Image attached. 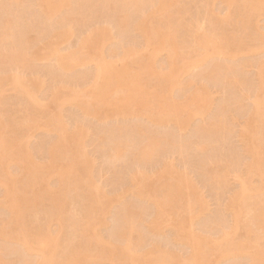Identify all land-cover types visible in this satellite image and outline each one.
Listing matches in <instances>:
<instances>
[{
    "label": "bare ground",
    "instance_id": "1",
    "mask_svg": "<svg viewBox=\"0 0 264 264\" xmlns=\"http://www.w3.org/2000/svg\"><path fill=\"white\" fill-rule=\"evenodd\" d=\"M213 1L0 0V94L5 86H13L28 112L17 119L0 120V184L3 186L0 210L5 214L0 218V249L31 254L29 259L22 256L21 264H88L89 257L97 260L114 257L121 264H177L171 262L172 258L177 259L174 254L145 247V235L154 232L168 209L173 216L180 212L186 215L172 229L174 241L187 239L190 246L193 244L194 253L181 258L183 264H211L212 255L225 259L236 250L246 253L250 264H264V243H261L264 241V96H261L264 75L258 73L255 81L242 78L244 63L233 62L241 52H256L260 44L264 46V33L254 23V18L264 13V0H241L236 5L234 1L224 0L229 6L228 13L218 14L209 21L210 29L201 32L199 22L207 20ZM98 21L105 23L102 29L93 27ZM109 26L117 28L118 37L110 39ZM73 28L84 30L83 35L75 50L63 56L54 48L51 38L66 37ZM112 42L126 58L122 65L113 60L112 48L109 59L104 56L105 47L112 46ZM40 45L48 50L45 57L55 58L56 62L54 67L44 70L58 83L50 89L51 96L65 102L67 98L60 94L61 88L71 80H89L84 90L91 93L96 104L80 103L78 95L72 97L76 102L72 101L83 118L96 121L97 125L92 127L95 133L103 134L97 153L112 173L110 183L114 190L105 197L101 213L95 204L100 194L89 177L90 160L79 154L87 124L78 120L71 128L61 125L57 116L48 115L38 105L29 88L40 83L30 60ZM160 52H166L167 60L157 68L155 62ZM192 55L196 56L194 65L200 70L211 60L208 67L198 70L196 77L210 80L221 91L226 88L233 91L230 99L218 104L214 115L207 110L205 86L193 78L180 79ZM217 56L228 60L218 63L213 60ZM13 62L23 69L22 76L10 67ZM89 63H93L90 70L74 73L78 66L86 67ZM175 77L181 82L178 88ZM239 86L246 93L237 95ZM176 91L181 95H174ZM245 98L250 100L245 113L247 121L236 136L243 143V154H247L248 161L242 164L245 172L238 188L217 209L216 216L203 222L201 218L206 217L201 213L203 205L196 184L188 178L185 169L177 170L166 162L164 154L177 153L184 164L189 162V155L195 154L198 165L194 163V169L197 166L195 170L203 178L201 183L211 188L216 198L226 186V165L235 168L239 177L237 171L242 159L232 149L226 152L224 142L232 134L231 110L239 107L240 110ZM203 109L208 123L196 126L192 138L179 140L171 131L152 130L171 123L179 131L187 125L183 118L185 111L197 116ZM112 115L120 116L121 122L109 123ZM58 125L61 132L53 139L43 140L36 148L37 153H44L46 161L36 163L32 150L21 148V139L38 130L50 132ZM62 156L69 160L68 170L59 163ZM12 162L17 169L14 174L9 172ZM122 163L126 167L138 163L143 169L129 168L124 178L120 168L117 169ZM253 175L262 176L255 186L249 182ZM53 177L54 183L48 184ZM17 183L26 184L27 189L17 188ZM27 191L31 198L26 197ZM186 195L194 200L193 205H184ZM47 198L52 199L48 207L43 204ZM147 208L153 211L149 219H146ZM111 212L115 226L112 225L114 230L109 236L116 240L111 243V253H107L106 240L96 228L109 227L106 218ZM193 218L204 223L201 235H192L189 223ZM45 220L58 223V233L45 227ZM218 226L221 227L217 232L219 238L211 240L208 234ZM34 230L32 243L39 250L37 256L31 253L28 241ZM132 242L136 243L133 251ZM1 263L6 264L0 257Z\"/></svg>",
    "mask_w": 264,
    "mask_h": 264
},
{
    "label": "rangeland",
    "instance_id": "2",
    "mask_svg": "<svg viewBox=\"0 0 264 264\" xmlns=\"http://www.w3.org/2000/svg\"><path fill=\"white\" fill-rule=\"evenodd\" d=\"M228 1H234V3H235L234 5H236V3L241 2V0H228ZM65 11L66 10H63V12H65ZM228 11H229L228 3H225L224 0H214L212 3H210L207 20L201 19L199 22L200 31L204 32V31L209 30L210 24L212 23L209 21L214 20L218 14H220V15L227 14ZM254 23L258 27V29L264 33V13L257 15L254 18ZM104 26H105V23H103L102 21H98L97 23H95L93 25V27H96L97 29H102ZM107 31L110 34L109 35L110 39L118 37L117 28H115L113 26H109ZM83 32H84V30H82V29L73 28L71 33L68 36H66V37L65 36H57V37L51 38V42L53 43V46L58 51V53L65 56L69 52L75 50V48L79 42L80 35H83ZM31 36H34V35H31ZM136 38H138V37H136ZM110 45H112V46H108V44H107V46L105 47V52H104L105 58L109 59L108 53L110 52V48H112V51L114 50V53L112 56L113 60L116 61L119 65L124 64L126 61V58L123 57L121 49L117 48L118 46L115 45L114 42H112ZM47 51L48 50L44 46L40 45L37 47L35 52L31 55L30 60L33 62L34 66H35V70H36L34 75L40 79V83L36 84L35 86H29V88L31 89V93H32L35 101H37L38 105H40L42 108H44L48 115L57 116V119L59 118L61 125L68 127V128H71L74 125V123L78 120H84V122L87 124V129H86L87 131L85 132V134L81 138L82 145L80 147L79 154L80 155H86L90 160L89 177H90L91 184H92L93 188L96 189L98 191V193L100 194V198L97 200V202H95V204L101 213L103 210V207L105 205L104 204L105 203V197L112 195L113 190H114L113 185L110 183V181L112 179V173H111V171H109L105 168L103 160L100 158V156L97 153V148H98L99 144L101 143L103 134H96L95 133V131L92 129V127L97 125L96 121L90 117L83 118L82 112L80 111V109L78 107L75 106V104H73V101H75V100L72 99V97L74 95H78L79 97H78L77 101H79L80 103L96 104V101L93 99L91 93L85 92V90H84V88L86 87L85 85L89 83V80L88 79L71 80L66 87L61 88L60 94L63 97L67 98V101H65V102L57 100L56 98L51 96L49 93L50 89L52 87H56V85L58 83H56L44 71L45 69H47L49 67H54L55 63H56L55 58H46L45 57V54L47 53ZM166 58H167L166 52H164V53L160 52L158 55V58L156 59V62H155L156 67L158 68L160 66V64L164 63L167 60ZM195 60H196L195 55L189 56L188 60L186 61L185 72H184V74H181L182 75L181 77H183V78H180V79L183 80L186 78H188V79L193 78L200 86H202V85L205 86V89H206L207 95H208V102H209V104L207 106V110L210 109L211 114H213L217 110L216 107L218 106V104L220 102H223L224 100L226 101V100L230 99V96L233 94V91L226 88L227 90L223 89V91L226 90L225 92H223V91H221L222 88L215 86L212 82H210V80H205V79H202L200 77H196V73H198V70H200V69L197 67V65L196 66L194 65ZM213 60H215L218 63L224 64L227 62L228 59L224 58L223 56H219V57L217 56ZM210 61L211 60L206 61V63L203 65L204 67H202V68H205V66L208 67ZM233 62L235 64L244 63V67H242V74H243L242 78L255 81L256 80L255 78H256V76H258V73H261L264 75V70H261V68H263V67H260V64L264 63V46H263V44H260L258 46V50H256V52H252V53L251 52L249 53V51L247 53L241 52V54L238 55L237 58ZM17 65H18V63L13 62L12 64H10V67L13 70H15V72L18 73L20 76H22L24 74L23 69L21 67H18ZM92 67H93V63H89L86 67L78 66L74 73L86 72V71L90 70ZM202 68H201V70H202ZM185 73H188V75H185ZM174 80H177L176 81L177 82L176 83L177 88L180 87L179 83L181 84V82H179V78L175 77ZM236 90L238 93H236V92H234V93H236L237 95H239V92H245L246 93V90H244L243 86H239ZM178 92H179V90H178ZM178 92L176 91L174 93V95L178 94V96H179L180 93H178ZM261 96H264V92L261 94ZM2 104H4V105H2ZM241 104L242 105H241L240 110H239L240 107L238 109L236 108L237 110H234V111H232L233 109L231 110L232 120H231L230 128H231L232 134H231V136L229 135L224 142L227 144V145L225 144L226 146L224 145L225 150H227L226 152H228V151L232 152V150H233L234 154L238 158H240V160L242 159V161H240L241 166L239 165L240 168L237 171L239 174V177H236L237 175H235V172H236L235 168L230 167L229 165H226L224 167V174H225L224 175V181L226 183V186L224 187L223 190H219V194H218V196H216V198H215V195L213 194V192L211 193V190H210L211 188L209 189V187L207 185L205 186L204 183L203 184L201 183V180L203 178L200 177L201 175H198L199 173H197V172L199 170H195L197 168V166L194 169V163H195V165L198 163V162L196 163V161H195V159H196L195 154H194V157H192L191 155H189V157L187 156L188 157L187 160L189 162L188 163L186 162L185 164L183 162L184 159L182 161V159L180 158V156L177 153L166 152L164 154V159L166 160V162L172 164L174 166V168L177 170L182 169V171H183L185 169L184 171L188 172L187 173L188 178L191 179L196 184L197 189L199 190L198 193L200 196V203H201V205H203V209H202L201 213H202V216L206 217L204 219H202L203 218L202 217L201 218L202 221L203 220L205 221V219L210 220L216 216L215 214H216L217 209L220 207L221 204H223V202L226 201L227 197L230 196L229 193H231L232 190L234 192L235 189L238 188V185L241 181L239 179L243 176V174L245 172V166L242 164H245L246 160L248 161L247 154H243V152H244L243 148H242L243 143L236 136H237V132L240 130L241 126L247 121L245 113L248 112V106L250 105V100L245 98L242 100ZM6 110H7V113H5ZM205 112H206L205 109H203L202 113L200 112L201 114L195 116V115H192L189 111H185L183 114V118H184V121L187 125L184 128H182L181 130L179 129V131L171 123L167 124V126H162V128L152 127V130H160V131H162V133H164V132L167 133V132L171 131L175 134L176 138H178L179 140H186L188 138H192V135H194L193 133H195V130H193V129L196 128V126L202 127L203 125H206L208 123V117H207V114L205 115ZM27 114H28V112L26 111V108L19 101V98L17 96V90H15V88L13 86H5L4 90L0 94V120L2 121L6 118L7 119H17L20 117H24ZM41 117L42 116H40V118ZM142 121L145 123L147 121V119L144 118ZM116 122H118V123L121 122V117L112 115L109 123L116 124ZM60 132H61V130H60L59 125L57 126L56 129H51L50 132H44L42 130H38L30 136L23 137V139H21V141H20V146H21V148L28 147L30 150H32L31 155H32L33 160L36 163L42 164L43 162L46 161L47 158L44 155V153L43 154L37 153L36 148H38V146H40V144L43 142V140L47 141L49 139H53L56 137V134H58ZM230 149H232V150H230ZM204 155H207V154H204ZM204 157L205 156H202V158H204ZM185 161H186V159H185ZM190 162H193V163H190ZM59 163L64 170H68L69 160H68L67 156H62L59 160ZM128 166L127 167L125 165L123 166V163H122V164H119V166L117 168L118 170L120 168V170H121L120 172L122 173V176L124 178H127L126 173H127V170H129V168L133 169V170L143 169L142 168L143 166L138 164V163L130 165L129 167ZM16 171H17L16 164L13 162L10 163L9 172L14 174V173H16ZM261 177L262 176H260V175H253L249 179V182L251 183L252 186H255L257 183H259L260 180H262ZM54 179H55L54 177L51 178L47 183L48 184L54 183L53 182ZM42 185H43V183L36 185V187L39 188ZM16 187L22 188V189H27V185L24 183H17ZM2 189H3V186H2V184H0V200H1V196H2ZM72 195H74V194H72ZM31 196H32L31 193L27 191L26 197L31 198ZM53 197L54 196H52V198ZM189 197H191V196L186 195V199H185V203H184V205H186V206L188 204L193 205L192 203H194V200H192L191 198L189 199ZM127 198L128 197H126V200H127ZM43 204L46 207L51 206L52 199L51 198L45 199ZM147 209L148 210H146L147 211L146 212V219H149L150 216H152L153 211L151 208H147ZM224 216L226 217V216H228V214H226ZM4 217H5L4 212L2 210H0V218H4ZM185 217H186V215L184 212H180L178 215L173 216V215H171V213L167 209V213L163 217L164 220L162 219L161 224L156 229H154V232L148 233L145 235V242H146L145 247H147V248L157 247L163 251H168V252L174 254L175 257L177 258V259L172 258V260H171L172 263L176 262L177 264H183L180 261L181 258L185 259L187 257H190V255H192L194 253V248L192 247L193 244H191V246H190L189 241L187 239H180L179 241H174V235L175 234H174V231L172 229L174 226H179L184 221ZM77 218L81 219L80 216H77ZM106 219H107V222L109 223L108 226L110 228L109 227H106V228L103 227L102 228V227L98 226L96 228V231L98 234H100L106 240L105 241L106 244L104 246L105 252L111 253V243H112V241L116 240L115 238H112L109 236L110 234H112L111 231L114 230L113 229L114 227L112 225L115 226V221L113 220L114 219L113 218V212H111L110 215H108ZM201 220L193 218L191 220V222L189 223V228L192 231V235H195V236L201 235L202 231H204V227L202 230V226H201V224L203 225L204 223H202ZM44 226L47 227L51 231H55V233H58V231H59V224L54 222V221L45 220ZM220 228L218 226V227H216V229L212 233L208 234V236L210 237L211 240L215 241L219 238L217 232L220 231ZM34 233H35V230L32 233H30V236L28 237V241L30 242V248L32 249V252L31 251L30 252L33 255L37 256V254H35V253L39 250L32 243V238L34 236ZM61 236H62V234H60V237ZM133 238L135 239V241L137 240L136 234L133 235ZM250 241H248V243ZM261 243H264V241L261 240ZM135 245H136V243L134 244L133 242L130 244L131 251L135 250ZM239 249L242 250V247ZM205 251L206 250L203 249L202 253H204ZM28 254L29 253H25L23 251L22 252L21 251L20 252H18V251L11 252V251L4 249V248L0 249V257L3 261L6 262V264H21L20 259L22 258V256L29 259V255H31V254H29V255ZM107 255L110 256L109 254H107ZM230 255H231V257L222 259V258H219L217 254H214L211 257V264H250L249 259L246 257V253L244 254L241 251L236 250L234 253H232ZM87 263L88 264H121L119 261L115 260L114 257H112V258L106 257L102 260H97V258H95V257H89L87 259Z\"/></svg>",
    "mask_w": 264,
    "mask_h": 264
}]
</instances>
